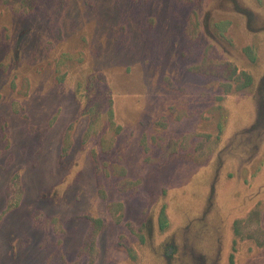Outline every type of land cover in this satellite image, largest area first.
<instances>
[{
	"label": "rangeland",
	"instance_id": "obj_1",
	"mask_svg": "<svg viewBox=\"0 0 264 264\" xmlns=\"http://www.w3.org/2000/svg\"><path fill=\"white\" fill-rule=\"evenodd\" d=\"M0 264H264V0H0Z\"/></svg>",
	"mask_w": 264,
	"mask_h": 264
}]
</instances>
